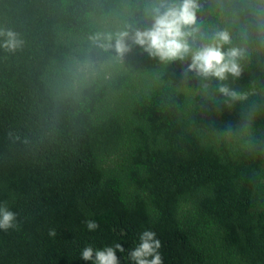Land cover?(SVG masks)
Returning <instances> with one entry per match:
<instances>
[{
	"label": "trees",
	"instance_id": "1",
	"mask_svg": "<svg viewBox=\"0 0 264 264\" xmlns=\"http://www.w3.org/2000/svg\"><path fill=\"white\" fill-rule=\"evenodd\" d=\"M160 2L0 0L23 41L0 47V202L18 225L0 264H92L85 247L116 244L131 264L145 230L163 264H264V0H197L193 49L226 29L224 51L246 50L223 82L93 41L150 26Z\"/></svg>",
	"mask_w": 264,
	"mask_h": 264
},
{
	"label": "clouds",
	"instance_id": "2",
	"mask_svg": "<svg viewBox=\"0 0 264 264\" xmlns=\"http://www.w3.org/2000/svg\"><path fill=\"white\" fill-rule=\"evenodd\" d=\"M200 5L197 0H180L177 3H168V0L161 2L152 9L151 24L144 29L139 27L119 32L111 43H100V41H112V37H93L98 47L111 48L120 58H124L132 51L133 46H138L149 57L158 58L164 61H184L190 57V62L184 69L185 78L192 73L201 78H214L223 82L229 76L238 78L242 74V67L239 61L245 56L246 50L231 47L224 51V45L231 43L230 33L225 30H218L212 37V42L204 44L198 49H193L195 36L200 33L197 26V11ZM0 38H3L0 47L8 51H15L23 45L18 34L11 30L0 29ZM218 91L231 100H241L245 97L229 88L227 84L220 83ZM85 225L89 231L98 228L94 220H86ZM17 213L13 212L6 201L0 202V230L16 228ZM49 235L54 237V229L49 230ZM161 241L156 233L151 230L143 231L139 236L138 245L128 253L131 264H163V256L160 252ZM117 252H124L121 244L106 246L103 249H94L87 246L82 250L81 258L84 261H91L92 264H120Z\"/></svg>",
	"mask_w": 264,
	"mask_h": 264
}]
</instances>
